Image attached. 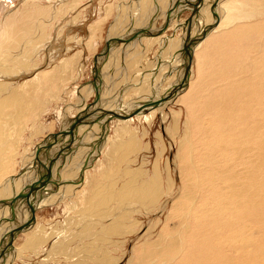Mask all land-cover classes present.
Instances as JSON below:
<instances>
[{
    "label": "rangeland",
    "instance_id": "1",
    "mask_svg": "<svg viewBox=\"0 0 264 264\" xmlns=\"http://www.w3.org/2000/svg\"><path fill=\"white\" fill-rule=\"evenodd\" d=\"M25 1L13 0V3L6 5L3 0H0V33L5 29L6 17L15 12V9L21 8ZM134 1L137 0H84L83 3H78L77 0H65L64 2L60 0H28L30 5L35 3L42 6L44 11L49 10V14L40 15L37 18L39 22H43L46 25L48 40L44 43V45H47V51H43L44 58L39 56L42 51L35 55L34 62L41 61L42 63L36 64L33 74L43 72L45 68V70L52 69L59 74L64 73L65 78L57 80H65V86H63L64 90L60 91L57 98H48L49 100L47 97L55 89L57 80H53L49 86L44 87L46 95L38 89L39 86L35 88L37 92L33 100L34 107L30 110L31 114L23 119L27 124L24 126L14 124L11 127L4 128L2 140H8L9 143L3 142L2 146H10L11 151L9 153L13 152L16 156L11 163V165L13 164L12 171L4 175L3 181L0 182V187L9 177L19 173L24 160L22 157L26 153V155H29L30 150L38 146L48 133L56 132L62 124H66L63 123L62 120L64 119L60 115L61 113H66L69 106L76 103L75 95L77 89L79 90L80 87L82 88L89 84L87 82L93 79L94 57L102 51L106 44V38L109 35L108 30L115 21L116 15H119L117 14L118 8L121 5H126L132 9L131 6ZM176 1L173 0L171 5L166 7L163 12L166 13V16L168 11L174 7ZM156 6L157 3H154L153 7H155V10ZM208 7L210 5L205 7L206 11L208 13L215 11L216 17L219 11L216 8L214 10L213 6L207 10ZM221 7L224 10V15L218 25L210 35L194 48L189 87L185 91L183 90L177 96L178 98L165 106V112L169 113L167 119L164 120L161 116L162 114L159 113L150 123L146 120L147 113H145L141 115L142 120L137 116L130 117V119L134 118L133 120H128L132 124L130 125L133 129L136 130L137 138L142 142L140 148L137 146L129 154L127 160L125 159L126 162L122 168L129 167L128 169H133V171L141 169V173L143 174L144 171L145 174V176L140 174L141 179L146 180L154 178V175L158 174L155 163H159L163 181L160 195L161 202L166 204L165 208H160L154 212L142 211L141 209V211L130 213L125 231L119 236L109 237L112 240V244L109 246L108 251L114 249L113 255L108 256L107 259L105 256L103 259H98V254L102 250L106 251L107 248L105 246L100 249V245L103 244H96L95 238L98 237L99 226H104L107 219H103L102 224L98 225V221L87 218V216L92 215L91 213L93 212L89 210L95 204H87L81 197H78L77 200L76 197H74L75 199L67 200L66 204H59V202L51 205L44 204L36 212L37 222L43 223L40 235L51 234L53 238H50L48 242L42 245L37 254L27 253L26 251L22 254L21 247L29 238L22 232L16 237L13 249L1 256L0 264H6V262L7 264H192V262H195L197 252L202 250L213 234L214 223H217V239L221 244L223 237L228 238L236 229L241 228L249 230V235L254 238L250 246L244 243L243 245L240 243L236 247L230 244H222L219 250L222 255L227 256V259L231 261H240L252 257L258 264H264V227L260 221L252 223L251 220H247V217L246 219H237V213L232 209L223 210L221 208L220 211L216 210L218 203L223 198L226 200L231 190L240 188L245 184L249 187L255 181L264 177V161H260L257 158L260 151L259 144H256L255 141L243 136L241 133V131L245 130L253 134L257 127L253 126V122L258 117L259 109L258 106L246 102V98L243 97V107L240 116L235 112L230 118L224 120L221 108L220 110L217 108V101L213 102L219 93L221 95L227 93L226 75L234 72L233 75H236V81L232 84L240 86L241 83L249 82L258 89L259 93H254V95L261 102L262 120L260 122L264 123V0H225ZM191 12L190 9L185 10L181 12L177 19L179 18V21L184 24V21L190 17ZM202 14L205 16L207 13ZM102 15L107 17L100 19ZM163 17H159L156 27H160L163 23ZM128 18H130L129 21L132 20L130 16ZM151 22L153 21L150 20L149 23ZM129 23L127 25L130 26L132 21ZM202 27L204 26L201 25L199 27L200 32ZM184 28L185 26L183 25L176 32L174 25L170 24L165 36L183 39ZM199 28L197 27L196 30ZM236 29L240 33L239 36L234 38L224 49H221L220 45L214 47L213 41L216 42L219 38L223 39L224 35ZM185 42L186 38L183 39V43L175 51V55L177 54L178 58H181L178 62V67L175 68L176 71L174 70L176 75L173 72L172 75L165 78L160 76L158 78L159 81L155 82L151 87V92L147 91V93L145 92L146 94H162L163 90L166 91L173 84L170 81L171 76L175 75V82L179 79L178 74H180L181 69L186 64L183 63L185 61L183 52ZM137 43H139L138 41H136V45L140 47ZM128 44L120 43L111 47L112 50L107 58L109 64H116L115 59L128 54ZM158 47L155 46L151 52L149 51L146 54L144 59L140 60V71L138 72L141 73L138 76L133 74V78L130 77L131 80L129 79L130 81L127 80L125 74V58H121V63L119 62L117 65L119 67L116 66L114 67L115 69L112 68L103 72V91L113 92V94L110 93L112 95H108V98L115 99L112 97L116 94V97L129 101L136 99L140 95V93L127 92V90L129 89L128 91H130L136 84L138 86L141 85L142 81L140 84L138 81L143 78L142 73L149 69V59L157 56L160 52V47ZM51 57H53V60ZM232 59L236 60V62L231 64L232 68L230 69L227 67V62ZM80 69H82V73L77 76ZM258 69L262 73L261 76L258 74ZM178 70L180 71L177 72ZM221 71H224V77L216 78V72ZM22 74L19 73V75L6 78V81L11 82L10 87L12 88L5 90L3 95L9 94L21 82L31 78ZM107 78L110 82L106 81ZM110 78L112 79L110 80ZM116 81L120 83L117 86H115L117 84ZM180 85L182 84L180 83ZM195 87L198 93L193 92ZM124 92L127 93L124 94ZM93 98L94 94L90 95L87 99L88 102L90 103ZM245 105L248 107H245ZM173 109L180 112V116L177 119L178 129L175 132L172 131L171 126L173 123ZM72 113V111L68 112V122L70 120L69 115ZM224 113L228 114L226 110H224ZM192 115L194 116L193 118ZM28 124L32 125L33 130L30 129ZM124 124L126 122H121V119L112 120L106 139L108 140L111 136L116 138L117 132L123 130ZM168 126V130H166ZM16 128H20L22 132L18 133L15 130ZM215 128L219 129L217 142L221 147L217 149L211 148L209 154L206 140L210 138ZM262 130H264V125H262ZM94 133L91 135H94ZM158 133L161 138H159ZM96 134L91 136L93 138H90L89 143L86 139H79L78 148L85 141L90 146L92 142H97L100 132L98 131V134ZM126 139H129L128 135ZM243 149H245V152H243ZM83 150L81 149L80 151ZM89 150L90 148L87 146L85 153L89 152ZM256 153L257 157L254 156ZM103 155L102 149L96 160L93 161L92 166L97 164ZM178 156H180V161L176 163ZM43 157L45 159L48 158L47 155H42ZM127 161H131V164H128ZM105 162L107 161L105 160ZM250 162L255 163L254 166L250 165ZM4 163L0 161V170ZM75 164L73 163L64 168V174L61 175H67L68 172L72 173L74 166H77ZM168 165L176 184L173 195H169ZM108 166H110L109 163ZM250 167H253V171H250ZM41 169L44 170V168ZM101 169L102 167L99 166L96 173L100 172ZM53 170L52 172L54 173ZM66 178H64L62 184L66 181ZM96 179L99 181L104 178L103 176H98ZM54 183L59 184V180L55 179L52 185ZM55 184L53 185L54 187ZM2 188L11 189L12 182L7 187L2 186L0 191L3 190ZM23 188L21 186L19 190ZM259 192H264V187L259 188ZM73 199L77 202L79 208H70L68 211L67 207L69 208V205H72ZM20 202L22 203V201ZM24 208L27 209L26 206ZM8 210L9 212L4 213L6 214L4 217H11L12 214L9 207ZM17 213L16 211L14 220L11 219L4 222L16 221L15 223L17 224L19 216ZM24 215H26V212ZM107 217L110 218L109 215ZM230 220L234 224L228 225L227 221L230 222ZM88 225L91 227L88 228ZM260 233L261 237L258 236ZM58 236L60 240L66 243L65 246L57 247L53 245L56 243ZM160 238L162 239L161 242L159 241ZM6 255L10 257L7 258L5 257ZM7 259L8 261H6Z\"/></svg>",
    "mask_w": 264,
    "mask_h": 264
},
{
    "label": "bare ground",
    "instance_id": "2",
    "mask_svg": "<svg viewBox=\"0 0 264 264\" xmlns=\"http://www.w3.org/2000/svg\"><path fill=\"white\" fill-rule=\"evenodd\" d=\"M3 1L4 3H6V5H8L9 3H13V0H3ZM60 1L64 2L65 0H60ZM83 1L84 0H77L78 3H83ZM172 1L173 0H169V1L168 0H137L134 1L135 3L133 2V5L131 6L132 9L128 8L129 6L127 7L126 5H121L122 4L121 3L120 4L121 7L118 8L119 10L117 9L118 10L117 14L119 15H116L115 21L108 30L109 35L107 33L108 36L106 38V41L107 39L116 38V37H122V39H126L130 37L139 28H149L152 31H156L157 29L160 28L158 26L156 27L157 20L159 19V17H163L165 15L163 17V22H164L166 18V13L163 12L165 11L167 6L169 7V5H171ZM223 2H225V0H202L201 5L198 8L199 9L198 13L194 16L193 20L189 23L187 20H185L184 24L179 21V18L177 19V12L180 11V8H178L179 6L176 7L175 6L176 3H175L174 4L175 8L174 9L171 8L172 11L170 17V24L174 25L175 31L177 32L179 27L185 25L183 39L186 38V41L189 43L191 48L190 52L187 54V58L193 56L194 48L203 39H205L208 35H210V33L218 25V22L220 21L221 17L224 15V10L221 7V4ZM154 3H157L156 10L155 7H153ZM207 5H210V7H208L207 10H209L213 6L214 10L216 8L217 11H219L217 12L216 17L214 13L215 11L209 13L206 11L205 7ZM205 12L207 14H205L204 16L202 13ZM45 14H49V10L44 11L42 9V6L35 3L30 5L28 0H26L21 8H19L18 10L15 9V12L11 13L6 17L5 29L2 30L0 33V161L5 162L1 166L2 169L0 170V182L3 181V177L5 174L12 171L11 168L13 169V164L11 165V163L16 156L13 152L9 153V151H11L10 146L8 147L2 146L3 142L9 143L8 140L5 141L2 140L4 134L3 132L4 128L11 127L14 124L15 125L20 124L22 126L26 125L27 122L23 119L27 118L31 114L30 110L34 107L33 100L37 92L35 91V88H38L39 86L38 89L40 91H43V94L46 95L44 87L49 86L53 80L65 78L64 73L59 74L58 72L52 69L45 70L46 68L43 70V72L33 74L34 73L33 69L36 67V64L42 63L41 61L36 63L34 62L35 55L42 51L39 54V56L41 58L42 57L44 58L43 51L45 50L47 51V45H44V43L48 40L46 25L43 24V22H39L37 20V18L40 15H45ZM129 16L132 18L131 20L132 24H130L131 21H129L130 19L128 18ZM104 17L107 16L102 15L100 19ZM150 20H152L153 22L149 23ZM128 23L130 24V26L127 25ZM201 25H203L204 27H202L200 32L199 27ZM197 27L199 28L198 30H196ZM165 32L161 35H156V36L143 35L140 39H135L130 41L127 50L128 54L123 55V57L115 59L116 61L115 60L114 61L116 62V64L114 65L109 64V60L107 61V58L109 57V53L112 50L111 48L107 55H99L100 53L95 55L98 57L97 62L100 69L99 85H100V93H101L100 102L95 107H97L98 109H103V105H104V109H110V110L118 109L119 112L128 113L133 111L135 108L140 107L143 102L148 101L149 99L158 100L161 98L160 104L158 106L150 107L147 111H141L135 116H137L139 119L142 120L141 115L147 113L146 120L149 121L150 123L159 113L162 114L161 116L163 117L164 120L167 119L169 113L167 114L165 112V106L170 102H172L173 100H175L176 98H178L177 96L180 95L183 90L185 91L189 87L191 68L187 75H186V67L181 69L180 74L177 73L179 79L175 82L174 80L176 79L174 77L176 75L175 68L178 67V62L181 59L178 58L177 54L175 55V51H177V49L181 46V43H183V39L177 37H167L165 36ZM239 34L240 33L237 31V29L232 32H228L227 35H224L225 37L223 39L219 38L216 42L213 41L214 43L213 45L214 47H218L220 45V48L224 49L225 46L228 45L234 38H237ZM136 41L139 42L137 44H139L140 47L136 45ZM187 42L185 43L187 44ZM121 44H127V43H124L123 41L121 42ZM114 45L115 44H112L111 47H113ZM155 46L160 47V52L158 53L157 56H154L151 59H149L150 64L148 62V67L150 70L148 69L142 73L143 78L138 81L139 84L142 81L141 85L138 86L136 84L133 86V88H131L132 87L131 86L130 91H128L129 89L127 88L128 89L127 92H137L140 93V95L136 99H131L129 101H125L121 97H116L117 96L116 94L113 95L114 97H112L115 99L108 98L109 97L108 95H112L113 92L103 91L104 90L103 72L104 71L106 72L107 70L116 67L120 62L121 58H125L126 62L124 63L126 64L124 67H126L125 74L127 76V80H129L130 77L133 78V74L134 76L135 75L138 76L141 73L138 72L140 71L139 68L140 60L144 59L146 54H148L149 51L151 52L155 48ZM51 59L53 60V57H51ZM235 62L236 60L234 59L227 62V67L231 69L232 68L231 64H235ZM183 63H185V61ZM94 66H95V62H94ZM179 71L180 70H178L177 72ZM173 72H175V75L171 76L172 77V78L170 77L171 79L169 78L173 84H171V86H169L166 91L163 90L162 94L160 93L153 95L146 94L147 91L149 93L151 92L150 91L152 89L151 87L154 85L155 82L159 81L158 78H160V76L165 78L167 76L172 75ZM19 73L20 74L23 73L24 75L28 77L30 76L31 78L30 79L27 78L28 80L21 82V84L13 88V90L9 94L3 95L5 90H7L8 88H12L10 87L11 82L6 81V78L7 77L11 78L13 75H17V74L19 75ZM81 73H82V69L78 71L77 76H80ZM233 73L229 75L226 73L227 74L226 85L228 86L227 93L225 95H221L219 93L214 98L213 102L217 101V108L219 110L221 108V112L224 120L230 118V116H232V114H234L235 112H237L240 116L243 107V97L246 98V102H249L251 105L258 106L259 109L258 117L253 122V126H257L255 131L253 132V134H250L245 130L241 131V133L243 134V136L255 141L256 144H259L260 151L258 157H257V153L254 156L257 157L258 160L264 161V130H262V125H264V123L260 122L262 120L261 117L262 111L260 110L261 102L254 95V93L255 94L259 93V91L249 82L245 84L241 83L240 86L236 84H232L234 81H236L235 80L236 75H233ZM258 74L260 76L262 75L259 69H258ZM215 75L216 78H223L225 74L224 71H221V72H216ZM111 79L112 78H110V80ZM172 79L174 80L175 83L173 82ZM106 81L110 82L108 78ZM180 83L182 85H180ZM64 84H65V80H57L55 89L52 91V94L50 93L47 99L52 97L57 98V96H59L60 91L63 89V86H65ZM111 84L113 85V83ZM119 84L120 83H117L115 86ZM193 92L198 93L196 87ZM126 93L124 92V94ZM92 94H94L95 96V89L90 83L83 86L82 88L80 87L79 90L77 89V93L75 95L76 103L70 105L66 113H61L60 115L61 118L65 120V121L62 120L63 123H66L62 125L66 126L68 123V119H69L68 112L70 113L72 111L74 115H76L77 112L83 110L86 104L89 103L87 99ZM229 101H231L230 104ZM245 107L248 106L245 105ZM224 110H226L228 114H225ZM73 113L69 115L70 118L73 116ZM179 114L180 112L178 110L173 109V121H172L173 123L171 124L173 132H175L178 129L177 119L180 116ZM193 117L194 116L192 115V118ZM133 119L134 118L130 119V117L127 119H121V122H126V124H124V128L122 131L117 132L118 131L117 129L116 138L114 136H111L107 140L106 136L108 135V133H106L105 139L102 141V143L101 144L94 143L93 147L88 145L89 140L90 138H93L91 136H94L95 133L98 134V131L103 132V130L101 129V125L99 123H94L92 126L89 125L80 126L78 135H81L84 132L83 136L81 137L83 140L86 139L88 143H85L86 141L85 142L83 141L84 143H82V145L78 148V141H77V143L74 144L71 153L65 152L63 156L58 158V160L53 166L54 170L52 169L54 171V173L52 172V177H53V181L55 179L59 180V184L54 183L55 184L54 187L53 186L54 184L52 185L51 182L48 183L46 187H39L36 189L37 196L35 199V203L37 208L42 207V205L44 204L51 205L55 202L57 203L59 202V204L62 203L66 204L67 200H71L74 197H76V200L78 197H81V199H84L87 202V204L88 203L95 204L93 208L91 209L89 208L90 209L89 211H92L93 213H91L92 215L89 216L86 215L87 218L96 222L98 221L97 222L98 225L102 224L103 219H107L106 220L107 222L104 223L105 224L104 226H99L100 230L99 232L97 231L98 237L95 238L96 244L98 243L103 244V245L98 244L101 246L100 249H102L105 246L107 248L106 251L102 250L101 253L98 254V259H103L104 256L107 259L108 256L113 255L112 252L114 251V249L108 251L109 246L112 244V240H110L109 237H113L114 235L119 236L125 231L127 220L129 219L130 213H134L135 211L137 212L141 211V209L142 211L154 212L156 210H159L160 208L163 207L165 208L166 206V204L161 202L160 191L161 188L163 187V181H162V174L160 173L159 170L160 167L159 163H155V168L158 174L154 175V178H150L146 180L141 179L140 174L141 175L144 174V171L143 174L141 173L142 171L141 169H136L137 171L136 170L133 171V169H128L129 167L125 169L122 168L124 163L126 162L125 159L127 160L129 154L134 149H136L137 146L140 148L142 142L140 139L137 138L138 134L136 133V130L133 129V127L131 126L132 124L128 122V120L130 121ZM258 122L259 124H257ZM30 124H28V126H30ZM168 128L169 126L166 128V130H168ZM30 129H32V125L30 126ZM15 130L18 133L22 132L20 128H16ZM218 131L219 129L215 128L210 138H207L206 140L207 150L209 154L211 148L217 149L218 147H221L217 142ZM93 133L94 135H91ZM127 135L129 136V139H126ZM159 138H161V136ZM87 146H89L90 148L89 152L91 151L92 153L91 155L89 152L85 153ZM59 147L60 144H57L52 148L48 149L47 151L49 154L48 158L45 159L44 158L45 156L42 158V161L45 163V165L47 166L49 165L50 162L49 157L54 155L58 151ZM36 148L37 146L33 150L32 149L30 150L29 155H26L27 154L26 153L22 157L24 158V160L22 159L23 160L22 166L19 173L13 175L15 177L11 175L12 177H9L7 179L8 182L6 181L7 184H5L6 182L5 183L3 182L4 183L2 184L3 187H7L12 182V188L11 189L2 188L3 190L0 191V199L11 198L13 194L20 191L19 188L21 186L25 187L29 183H33L38 179V177L39 179L44 178V176L46 175V169L42 165L41 166L34 165ZM81 149L84 150L80 151ZM102 149L104 155L102 156V158L98 160L97 164H93L92 166L93 161L96 160L97 156L99 155ZM243 152H245V149H243ZM74 157L75 159H73ZM105 160L107 162H105ZM179 161H180V156L176 158V163H178ZM73 163L74 164L76 163L75 165H77L76 167L74 166V168L72 169L74 171L72 173L68 172L67 175L66 174L61 175L64 174L63 173L64 168H67L69 165H72ZM108 163L110 164V166H108ZM127 163L131 164V161H127ZM254 164L255 163L250 162V165L254 166ZM99 166L102 167V169L100 170V172L96 173ZM41 168H44V170ZM250 168H251L250 171H253V167ZM167 169H168L167 173L169 178V183H168L169 191H170L169 195H173L175 193L176 184L174 177L171 174L169 165ZM98 176H103L104 179L98 181V179H96ZM143 176H145V174ZM64 178H66L65 179L66 181L62 184ZM251 180H253V178H251ZM58 185L60 186L58 187ZM261 187H264V177L261 178L260 180L255 181L254 184L249 187H247V184H245L240 188L231 190V193L226 200L225 198L221 199V202L218 203L216 210L220 211L221 208L223 210L232 209L237 213V219H241V218L246 219L247 217V220L248 221L251 220L252 223H258V221H260L261 225L264 227V208H263L264 192H259V188ZM74 199L72 200L73 202L72 205L71 206L69 205V208L67 207L68 211L70 210V208H79L77 202H75ZM24 202L26 201H22L21 203L19 200L18 203L16 204L15 212L16 211L18 212L17 213L19 214L18 220H20L18 221L16 219L17 224L15 223L16 221L15 222L3 221L2 224L0 225V240L2 237L6 236L5 234L11 228L16 227L21 223H24L28 221V219H30L31 217L30 208L28 207L27 203ZM136 204H138V206H136ZM220 204H222L221 207ZM5 206L0 204V209H1L0 218H3L6 215L4 213L9 212L7 207L8 205ZM24 206H26L27 209L24 208ZM25 212L26 215H24ZM108 215L110 218L107 217ZM37 220L38 218L36 219V222L34 224L30 225L28 228H25L22 231L27 236H29L26 243L23 244L21 247L22 254H24V251H26L27 253L32 252V254L33 253L37 254L39 248L42 245H44L46 242H48L50 238H53L51 234H47L45 236L40 235L41 227H43V223L37 222ZM227 224L232 225L234 224V222L230 220V222L227 221ZM90 227L91 226L88 225V228ZM217 233H218L217 223H214L213 234L211 235L207 244L202 248V250L197 252V254L195 255L196 263L192 262V264H258L257 261L252 257L240 261L238 260L231 261L227 259L228 258L227 256L222 255L221 252L219 251L221 249L220 246L222 244L223 245L230 244L233 247H236V245H239L240 243L243 245L244 243L250 246L254 238L249 235V230H246L244 228L236 229L234 233L230 235L228 238L226 237L222 238V244L217 239ZM258 236L261 237V233ZM6 240L7 238L5 237L2 246H5ZM161 240L162 239L160 238L159 241L161 242ZM53 245L57 247L59 246L63 247L66 245V243L60 240L58 236L56 239V243H54ZM5 257L9 258L10 256L6 255ZM6 261H8V259Z\"/></svg>",
    "mask_w": 264,
    "mask_h": 264
},
{
    "label": "water",
    "instance_id": "3",
    "mask_svg": "<svg viewBox=\"0 0 264 264\" xmlns=\"http://www.w3.org/2000/svg\"><path fill=\"white\" fill-rule=\"evenodd\" d=\"M202 0H177L175 6L180 8V11L177 12V17L181 14V12L190 9L191 15L187 19L188 23L191 22L194 16L198 13V8L201 5ZM175 7H172L174 9ZM171 10L168 11L167 16L164 22L160 25V28L156 31H152L149 28H139L137 29L130 37L126 39H122V37L110 38L107 39L104 49L100 52L99 55H107L110 51L112 44H119L124 41V43H129L132 40L140 39L143 35L146 36H156L163 34L169 28L170 24V17H171ZM185 26V25H184ZM187 42V41H186ZM190 45L187 44L183 48L184 56H185V67H186V75L189 73L190 68H192V59L193 56L187 58V54L190 52ZM97 56L94 58L95 66L93 67V79L89 80L87 83H90L95 89V96L93 100L86 104L85 108L76 113L73 117L70 118L68 124L62 125L61 128L56 132H51L46 135L44 140L37 146L36 148V155L34 159V165L43 166L46 169V175L43 179H38L33 183H29L19 192L15 193V195L11 198L7 199H0V204L5 206L8 205L11 211V217H3L0 218V225L3 221H9L15 219V209L16 204L18 201H26L28 207L30 208L31 217L28 221L21 223L20 225L11 228L4 236L7 238L5 246H2L5 237H2L0 240V257L3 256L6 252H9L14 247V241L16 237L25 229L28 228L30 225L36 222V212L38 208L36 207L35 199H36V189L39 187H46L48 183L53 182L52 177V169L56 161L59 157L63 156L65 152H72V148L74 144L77 143L79 139L83 136L78 135L79 127L82 125H89L92 126L94 123H99L101 125V129L103 132H100L99 138L97 142H92L91 146H94V143H102L105 139L106 133L110 130V122L114 119H127L129 117L137 115L141 111H147L150 107L158 106L160 104V99L153 100L149 99L142 103L140 107L135 108L131 112H119L118 109H98L95 107L101 98L100 93V69L97 62ZM98 111V113H97ZM95 115V116H94ZM108 115V116H107ZM107 116V117H106ZM106 118V119H105ZM104 120V121H103ZM105 130V131H104ZM60 144L58 151L49 157L50 162L49 165H45L42 161V155L48 154V149L52 148L53 146ZM90 155L92 154L91 151L89 152ZM98 157V156H97ZM95 159V158H94Z\"/></svg>",
    "mask_w": 264,
    "mask_h": 264
}]
</instances>
